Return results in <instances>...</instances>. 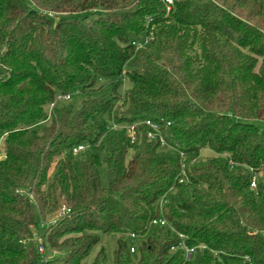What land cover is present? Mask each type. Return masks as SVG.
<instances>
[{
    "label": "trees",
    "instance_id": "1",
    "mask_svg": "<svg viewBox=\"0 0 264 264\" xmlns=\"http://www.w3.org/2000/svg\"><path fill=\"white\" fill-rule=\"evenodd\" d=\"M0 156V264H264V0H0Z\"/></svg>",
    "mask_w": 264,
    "mask_h": 264
},
{
    "label": "built area",
    "instance_id": "2",
    "mask_svg": "<svg viewBox=\"0 0 264 264\" xmlns=\"http://www.w3.org/2000/svg\"><path fill=\"white\" fill-rule=\"evenodd\" d=\"M178 0H161V2L165 5L166 7V12L169 13L171 12V10L173 9L175 3L177 2ZM148 42V39H146L145 42H134L133 45H135L137 47V49H140L142 48L143 46H145L144 44H146ZM69 99V96H59L58 97V100H68ZM143 124L145 126H147L149 129H150V132H149V137L150 138H154L156 135H160L161 136V132H162V127H167V128H170L172 125L170 122H166L164 120H161V121H152V120H146L145 122H143ZM133 129L134 127H132L131 129V133H130V136L132 138V140H134V133H133ZM161 141V144H162V147H167L166 143L164 142L163 138L161 137L160 139ZM85 146H79V147H76L73 149V154L76 155V154H79L80 152L84 151L85 150ZM1 157V156H0ZM182 175H183V179L181 180V182H183L185 180V177H186V173H185V167L182 166ZM252 188H256V184L255 182L253 181L252 182V185H251ZM70 212L69 209H67L65 206H62L59 210H58V215L56 217V219L58 217H62L64 216L65 214H68ZM56 221H53L49 224H54ZM157 224H160L161 226H165L166 225V221L164 218L160 217V218H157L155 220L152 221V225H157ZM179 238L180 239H184V236L181 235V234H178ZM132 239H135V236L134 235H131ZM184 250H185V253H186V258H191L192 256V253H193V249H189L188 247H186L185 245H182ZM136 251V247L135 246H132L130 248V252L133 254L135 253ZM39 252L40 253H43V248L40 246L39 247Z\"/></svg>",
    "mask_w": 264,
    "mask_h": 264
},
{
    "label": "rangeland",
    "instance_id": "3",
    "mask_svg": "<svg viewBox=\"0 0 264 264\" xmlns=\"http://www.w3.org/2000/svg\"><path fill=\"white\" fill-rule=\"evenodd\" d=\"M154 37V34H153ZM149 40V39H148ZM146 41V38L143 39V42ZM142 42V43H143ZM148 48L151 50V52L153 53L154 56H159L160 55V47L159 44H155V45H149ZM83 100V96L79 93V92H74L71 95V100H70V104L73 105L74 107H79L81 102ZM167 148V147H164ZM211 155V152L208 149H205L201 152V158H206L209 157ZM101 180H102V184L106 185V173L105 170L102 169L101 170ZM58 215V211L56 212V214H53L50 218L47 219V223H51L53 221H56V217ZM117 239L118 236L117 235H111V236H102L101 237V241L100 243L93 249L92 253L90 254V256L84 261L83 264H92L95 256L97 255V253L99 252V250L101 248H103L107 254V261L108 264H115L114 262V252L117 248ZM137 241H135L133 244L134 246L137 248ZM134 259H138L139 255L138 253H135L133 255Z\"/></svg>",
    "mask_w": 264,
    "mask_h": 264
}]
</instances>
